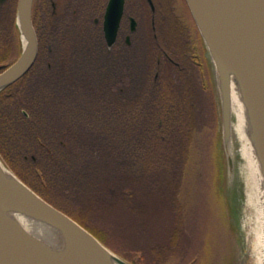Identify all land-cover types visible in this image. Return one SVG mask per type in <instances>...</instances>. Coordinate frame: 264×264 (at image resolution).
Returning a JSON list of instances; mask_svg holds the SVG:
<instances>
[{"label":"trees","instance_id":"trees-1","mask_svg":"<svg viewBox=\"0 0 264 264\" xmlns=\"http://www.w3.org/2000/svg\"><path fill=\"white\" fill-rule=\"evenodd\" d=\"M17 4L18 0H0V63H12L22 50ZM33 18L37 29L35 13ZM85 21L84 14L78 15L77 21L68 29L70 32L67 36L63 35L65 46L78 41L77 36L82 35ZM207 71V74L202 72L195 77H189L186 73L175 76V73L168 71L164 85L159 86L162 88L161 96L153 101L148 97H138L137 103H129L128 108L127 105L123 107V111L127 112L121 121H124L122 128L111 131L103 127L97 129L100 133L108 132L110 137L120 138L121 144H97L89 149L84 146L88 150L83 151L81 156H76L75 153L71 155L67 147L60 142H53V136H56L52 135L54 130L44 125L40 127L34 112L30 118L24 116L21 111V80H18L0 92V155L25 183L76 219L113 250L117 246L111 237H107L105 232H98L95 225H88L90 216L114 209L115 204L121 207L124 202L135 204L140 215H144L146 200L158 195L165 206L172 207L169 209L172 211L174 224L169 232V245L163 247L167 256L171 249L182 248V227L187 215L186 208L188 209L184 199L185 189L189 177L200 170L199 158L195 154L198 149L191 150L193 146L197 147L198 139L195 136L189 137L184 127L190 125L192 131H201V125L207 116V106L212 104L213 96V80L210 70ZM146 85L145 82L144 86ZM175 124L178 128L174 130ZM177 130L181 132H175ZM57 133L58 137L67 139L71 131L63 129ZM77 133L75 132L76 137ZM165 136V141L156 142ZM40 137L44 139L45 147L42 155L38 153ZM153 139L156 141L153 142ZM151 142L155 144L154 150H160L156 157ZM187 148L189 149L186 151ZM68 154L71 155L69 159ZM149 173L156 176L148 177ZM159 173L163 175L157 176ZM97 179H102L98 181L99 185H95ZM129 187L130 190H125ZM218 195L219 203L224 207V200ZM119 199L121 200L118 201ZM69 209L76 211V214ZM222 216L226 226L225 208ZM219 246L215 250L220 251ZM211 249L212 247L209 250ZM120 255L132 261L130 256ZM197 262L203 263L198 256H193L188 264ZM207 262L219 264L220 258L209 256Z\"/></svg>","mask_w":264,"mask_h":264},{"label":"flooded vegetation","instance_id":"flooded-vegetation-1","mask_svg":"<svg viewBox=\"0 0 264 264\" xmlns=\"http://www.w3.org/2000/svg\"><path fill=\"white\" fill-rule=\"evenodd\" d=\"M111 1L70 0L62 16L60 0L34 2L39 52L20 79L21 111L26 118L34 112L39 126L54 130L52 141L71 155L81 156L92 145L121 144L120 138L97 129L119 130L125 105L155 95L154 89L138 85L152 78L153 65V82L163 66L172 71L179 67L175 76H198L204 66L211 70L207 46L186 0H116L108 15ZM119 8L117 35L110 42L107 30L117 23ZM81 13L86 17L83 33L65 46L63 35ZM63 129L71 131L67 139L58 137ZM43 140L39 138L40 155L45 152Z\"/></svg>","mask_w":264,"mask_h":264},{"label":"water","instance_id":"water-1","mask_svg":"<svg viewBox=\"0 0 264 264\" xmlns=\"http://www.w3.org/2000/svg\"><path fill=\"white\" fill-rule=\"evenodd\" d=\"M35 0H18L17 21L23 48L11 64L0 65V91L21 79L38 58L39 39L33 21ZM116 0H112L108 15ZM216 66L224 142L232 137V86L237 84L248 112L250 136L264 176V0H187ZM122 8L110 42L117 35ZM25 40V41H24ZM230 170L234 158L228 154ZM27 214L53 225L64 246L53 247L31 234L14 217ZM0 264H130L91 231L47 201L0 157Z\"/></svg>","mask_w":264,"mask_h":264},{"label":"rangeland","instance_id":"rangeland-1","mask_svg":"<svg viewBox=\"0 0 264 264\" xmlns=\"http://www.w3.org/2000/svg\"><path fill=\"white\" fill-rule=\"evenodd\" d=\"M69 1L60 0V16L66 10ZM209 59L213 80L212 104L209 103L207 106V116L201 125V131H198L196 127V130L192 131L190 125L184 127L185 132L189 133V137L195 136L198 139L197 147L192 145L191 150L198 149L195 154L199 158L200 170L195 171L189 177L185 189L184 199L188 209L186 208L187 215L182 227V229L184 228V232L181 234L182 243L180 245L182 248L171 249L170 253L167 251L168 254L165 256L163 247L169 245V232L174 224L173 214L169 209L172 207L165 206L158 195H153L146 200V214L144 215H140L135 204L124 202L121 207H117L115 204L114 209L100 211L96 215L90 216L88 221L89 226L95 225L98 232H105L107 237H111L110 239L117 246V249H114L116 253L130 256V259L136 264H188L193 256H198L199 261L203 262L202 264H208L209 256H219V264H264L262 229L258 224L257 206L251 202L256 193V184L248 173L236 137L232 134L231 146L224 142L216 66L211 55ZM153 67V70L150 71L152 78L147 82L138 83L141 89H154L155 95L150 97L152 101L161 96L162 88L159 86L164 85L163 82L167 79L164 74L172 71L170 67H161L162 72L159 79L156 78L153 82L156 66L153 65ZM178 68L176 67V70L172 72L177 73ZM203 68L207 74V68L205 66ZM145 82L149 86H144ZM210 87L209 78L208 95H210ZM126 107L128 108L129 104ZM126 112L123 111L122 118ZM123 124L124 121L121 123V128ZM175 126L174 130L178 128L176 124ZM175 132L178 133L181 130ZM166 137L152 141L160 142ZM153 142L151 144L156 157L160 150H154ZM231 150L234 158L232 170H230L228 162V154ZM162 175L157 174L160 177ZM152 176L156 175L148 174V177ZM91 178L94 177L91 176ZM101 180H95L97 181L95 185H99L98 181ZM125 190H130V187ZM218 194L224 200V207L219 203L220 196ZM224 208L226 226L222 216ZM69 210L76 214V211ZM218 245H220L221 252L215 250ZM210 247H212L211 250H209ZM132 261L129 262L135 264ZM197 263L199 264V262Z\"/></svg>","mask_w":264,"mask_h":264},{"label":"bare ground","instance_id":"bare-ground-1","mask_svg":"<svg viewBox=\"0 0 264 264\" xmlns=\"http://www.w3.org/2000/svg\"><path fill=\"white\" fill-rule=\"evenodd\" d=\"M21 39L23 42L22 34ZM232 115V134L236 137L237 141H239L240 153L247 165L248 173L252 176L256 184V193L255 196L252 197L251 202L257 206L258 224L262 229L261 242L264 245V176L261 170L259 157L249 133L250 124L247 108L239 86L235 83L232 86ZM231 139L228 143L229 146H231ZM230 154H232V150L230 151ZM4 166L7 171L12 173L5 163ZM12 216H14L26 228V230L45 243L56 248H62L64 246V235L53 225L44 223L21 212H13Z\"/></svg>","mask_w":264,"mask_h":264}]
</instances>
